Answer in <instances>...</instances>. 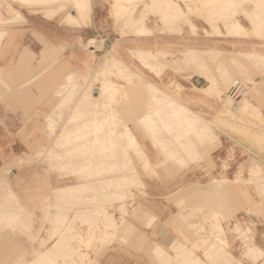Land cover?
I'll return each mask as SVG.
<instances>
[{
	"label": "crops",
	"instance_id": "1",
	"mask_svg": "<svg viewBox=\"0 0 264 264\" xmlns=\"http://www.w3.org/2000/svg\"><path fill=\"white\" fill-rule=\"evenodd\" d=\"M6 2L10 3L21 14V17L19 15L20 18L16 20L0 22V170L10 172L9 179L12 182V187L51 190L71 186L74 189L80 187L91 191L117 188L120 185V188L140 189V194L135 197L137 206L132 220L127 219L124 228L120 227L118 233L116 232V236L121 234V237L130 234V239L123 241L118 236L120 239L114 240L106 248L100 246L102 250L98 256V261L101 264H166L165 261L168 260V256L171 257L172 261L177 258L178 253L172 249L174 245H192L201 243L199 241L201 239L212 238L211 230L213 227L211 225L219 226L222 224L221 211L223 206L220 204L223 203V192L227 193L225 196L230 199V202L234 199L233 204L239 203L237 193L240 187L234 180L239 171L240 160L246 158L245 171L248 173L249 163L252 159L264 163V151L254 149L249 141L244 143L237 137H233L231 131L228 134V129L219 121L220 119L232 120L231 115L224 114L227 110L236 114L238 112L235 107L233 108L223 101L217 91L222 88V79L217 67H213L210 63L208 71L200 70L183 63L181 55L188 49L223 50L226 54H231L238 51L240 46L244 44H264V39L250 36L242 37L237 34L229 35L222 22L212 21L211 24L203 18L194 16L191 18L196 29L189 25H183L181 31L173 25L166 29L160 14L153 13L146 18V26L150 32L144 35L138 34L126 26V15L117 19L114 9L115 0H89V17L84 21L77 20V22L68 21V15H76L77 10L75 6L74 8L72 6L67 7V0H33L29 3L6 0ZM0 9L3 10L2 7ZM141 15L136 12L135 18L138 19ZM241 23L246 28H251L250 23L244 17L241 18ZM217 28L222 34H217ZM141 51L165 54L164 59L162 58L163 63L158 62L152 68L146 66L138 57V52ZM172 56H181L178 59L181 64L177 63ZM159 63L167 66H161ZM213 79L217 81L215 86ZM63 81L65 82L62 83ZM107 82L114 84L118 90L115 101L110 105L107 101L104 102L98 112L96 110L91 111L90 108L95 106L94 101L99 98L97 96L100 95L101 88L104 86L103 83ZM217 83L219 84L217 85ZM150 87L157 88L183 109L177 105L174 106L175 108L171 107L170 101H167L168 112H162L158 107L162 94L152 97ZM94 98L95 100H93ZM249 102L247 116L252 121V130L264 131V101L253 99ZM250 109L254 111L251 112ZM111 111L117 115L119 122L126 124L125 126L129 128L131 134L136 137L141 153L148 164H144V159L142 160L135 152L129 151L127 153L126 150L122 149L115 141V137L119 136L118 134H108V120L110 119L108 115ZM149 112L153 118L149 117ZM157 113H161V115ZM166 113H169L171 117L169 115L168 117L172 118L171 120L164 116H167ZM177 114L184 115L183 120L185 122L182 120L183 117L180 120ZM160 116H164V118ZM86 117H91L90 121H87ZM92 117L96 119L93 120ZM99 117L101 123L98 122ZM193 117L198 119L194 121ZM190 118L192 122L194 121V126ZM152 119L155 120L151 121ZM146 120H148L147 123H145ZM162 120L164 123L167 121V124L169 120V126L177 123L178 126H173L179 127L183 133H176L173 131L176 128L174 129L172 126L171 129L173 130H169L170 127L167 124H162ZM178 120L179 123L181 121L180 124L182 125L178 123ZM171 121L175 122L172 123ZM197 121H201L202 124L198 123V125ZM81 122H89L91 127L88 123L86 129L78 132L77 127ZM187 122L189 125L186 124ZM203 125H206L205 128L209 125V131L213 136H219L221 142L219 147L217 144L219 140L211 142L213 136L206 139L208 137H206ZM158 127H163L161 130L164 132L160 131ZM123 128L119 133H123ZM184 131L188 132L185 133ZM90 134L92 135L90 136ZM155 134L158 137L163 136L168 139L165 140L160 137L158 139ZM170 135H174L176 138L174 136L172 138ZM59 136H69L70 174L59 173L57 168L52 167L55 166L56 161L51 164L48 159L43 157L42 147L48 148ZM107 136H114V143L111 144ZM181 136L182 139L184 138L185 144H187L185 142L187 139V142H190L187 144L185 152L179 150L182 156L180 158L183 161L170 154L177 152L179 143L183 142L181 138L178 139ZM169 137H171L170 140ZM101 141L103 142L101 143ZM172 141L174 145H171L173 144ZM166 142H168L166 145L168 148H172V151L176 149V151L170 152L171 149L169 148V150L164 145ZM189 144H192L193 153ZM165 148L169 152L167 155ZM113 149L114 152H111L110 150L113 151ZM194 149L195 151H193ZM188 150L191 152L190 155L188 154L189 156L186 155ZM98 156H101L100 160ZM228 157H231L228 161L229 167L224 169L222 162ZM104 158H107L105 159L107 161ZM125 158L127 161L123 160ZM110 162L115 166L110 165ZM93 163H97V165H93ZM81 166L83 169L85 167L86 170H80ZM131 169L138 175L137 182L130 174L132 173ZM82 173H85V178L81 175ZM224 175L228 177L226 184H222ZM113 178L115 180L117 178L116 182ZM209 185L214 186V189L211 190L212 187ZM224 187L225 189L221 193V188ZM199 191L201 192L199 193ZM197 193L200 194L199 197ZM214 193L218 194L219 197ZM205 195H208L207 198L203 197ZM213 197L218 198L216 199L217 202ZM202 198L205 200L203 201ZM98 199L100 197H93L91 200V196L71 199V203L76 201L81 206H77L76 209L74 207L73 209L64 208V211L61 212L66 216L73 210L71 219L74 213H80L79 215L82 216L80 220L76 221L75 226L78 228L73 230L75 232L71 234V237H88L91 234V227H94L88 222L95 221L97 224L103 222V216H99L100 213L95 214V210L100 208L99 211L104 210L106 205H101L103 198L100 199L101 201ZM182 199L189 201L190 204ZM220 200L222 203H219ZM63 201L68 202V199H63ZM63 201H60L61 204L64 203ZM212 202L213 207L212 204L210 205ZM37 204L40 206L39 208H42L50 202L48 199L42 201V197H40ZM118 204L119 202L116 203V205ZM115 211L118 218L122 217L119 208ZM228 211L232 212L231 206ZM108 214L110 215V213ZM103 225L101 224L100 228H103ZM94 229L98 230L99 227L95 226ZM258 242L264 248V236L259 238ZM135 244L136 246H134ZM72 245L76 249L77 255H72L71 261H78L79 255L86 253L85 249L82 248V251L78 252V248H76L78 244L73 242ZM154 245L155 249H153ZM156 246L165 252L164 255L162 253V260L158 256L156 259V250L158 249ZM87 251L88 254L92 252ZM203 252V250L198 251L202 258H204ZM59 253L61 252L59 251ZM90 256L93 260L95 255L91 253Z\"/></svg>",
	"mask_w": 264,
	"mask_h": 264
},
{
	"label": "rangeland",
	"instance_id": "2",
	"mask_svg": "<svg viewBox=\"0 0 264 264\" xmlns=\"http://www.w3.org/2000/svg\"><path fill=\"white\" fill-rule=\"evenodd\" d=\"M2 1L3 0H0V2H1L0 6L1 7L3 5ZM67 1H68L67 7L70 8L72 6L74 8V6H75L77 13H80V15L77 16L76 19H74V22H77V20L78 21H82V20L84 21L89 17V13H90L89 0H77V1L67 0ZM263 1L257 2V0H252V2L250 4L244 5V6L240 4V0H235V2H228V1H224V2L223 1H217L215 3H206L205 2V3H202L203 7L198 8V10L195 11V13L192 12V14H191L190 10L187 13H190L194 17L203 18L204 20H206L208 23H211V24H212V21L213 22L216 21V23L222 22V24L224 26H226L225 28L227 29V34H229V35L237 34L239 36L242 35V36H250V37H254V38L264 39V2ZM180 2H177L175 0H153V1H150V0H115L114 9L116 12L115 14H116L117 19L120 17H124V15H126L127 16L126 21H125L126 26L132 30L134 29V31L136 30V32H138V34H140V30H148V31H146L147 34L150 32L148 27L146 26V18L151 13L160 14V17L163 18V21L165 23V27L167 29H169L173 25L175 27H178L179 31H181L182 26L185 24L179 25L176 23L179 11H181V6L179 4ZM3 3H4V1H3ZM5 3L7 5L9 4L10 11H9L8 6L7 7L5 6L7 8V10H5V13H1L2 16H3V14H5V16H3L1 18L2 20H16L17 18L21 17L20 12L15 10L11 6L10 3H7L6 0H5ZM78 6H79V8H78ZM245 6H247V7H245ZM3 7H4V5H3ZM4 8H2V9L4 10ZM185 8L187 9V7H185ZM6 12H7V14L12 12V14L6 16L7 15ZM136 12H138V15L142 14L138 19L135 18ZM14 14H15V16H12ZM19 15H20V17H19ZM169 15H171V16H169ZM70 17H72V16L70 15ZM243 17L245 19H247L248 22L250 23V25H251L250 29L246 28L242 23H240L241 18H243ZM3 18H5V19H3ZM238 19L240 20V22L236 23L235 20H238ZM138 26H140V27H138ZM189 26L192 27L193 29H196L195 23H192V25L189 24ZM136 27H137V29H136ZM217 34H219V35L222 34V32L220 31L219 28H217ZM141 52H143V51H141ZM141 52H138V55ZM233 53L226 54L224 51L220 52L218 50H212V52L208 53V56L209 55H214V56L219 55L221 58L217 61V66H216V64H212V65H213V67L215 65L217 67V70L219 71V74L220 75L222 74L223 75L222 77H224L223 79L221 78L222 79V88L217 90L219 95H221L222 100L226 101V98H227L226 97V90L228 89L230 82H232L233 80H235V81L240 80L244 84V86L247 88V93L245 95L241 91H237V93L235 95L234 103L232 102L233 107H237L239 103H242V101L245 99L244 97L248 98V100L245 101V104L248 106L250 104L249 101H252L253 99L256 101L257 100L264 101V44H248V45L244 44V45L240 46L239 50L236 51L235 54H233ZM147 54H148V51L143 52L144 56H146ZM181 56H183V54ZM181 56H172V58L177 63H180V61L178 59ZM228 56L229 57H241V58L238 59L239 61L235 60V61H237V63L235 61L231 62L230 60L226 62L224 60V58H226ZM162 58H164V57H162L161 54H157L155 59L152 61L154 63L158 64V62L162 61ZM202 59H203L202 61H200L199 63H196L193 67L196 66V68L204 69V70L208 71L210 67L207 66L206 61L203 57H202ZM244 61L246 62L245 64L240 63V62H244ZM112 62L115 63V61H112ZM229 64H230V67H229ZM114 65L116 66V64H114ZM188 66H190V65H188ZM238 67H240L241 69H239ZM240 70H241V73H240ZM232 73H235V74H232ZM226 78H227V81H226ZM104 85L106 87H104V88L102 87L101 90L102 89L107 90V88L108 89L111 88V90H112L110 93L108 92L106 94L108 96V98L106 96L105 100H104V102L107 101L108 105H110L111 103H113L115 101L116 96L118 94V90H117V88L110 87V82H107ZM149 90L151 92L152 97H156L157 94H163L162 95L163 98L161 97V99L158 102V107L161 111L166 112L167 111V103L166 102L170 101L168 96L165 95L164 93L160 92V90H158V89L156 90L155 87H150ZM109 95H115V99H113V100L109 99ZM165 100H167V101H165ZM174 104H175V102L171 99V102H170L171 107H174L173 106ZM177 106H179V105H177ZM180 109H183V108H181V106H180ZM250 111L253 112L254 110L250 109ZM237 112L239 113V111H237ZM251 117L253 118V115ZM115 120L118 121L117 118H115ZM246 123L247 122L244 121V123L241 122V124L240 123L239 124H233L232 127H235L236 129L241 130V131H245L246 129H248L250 127V125H247ZM118 124L119 123L117 122L116 123L117 127H118ZM232 133L234 135L233 137H237L239 140H241L238 133L233 132V131H232ZM228 134H230L229 130H228ZM257 136H262V139L264 142V131H260V133ZM174 137L176 138V136H174ZM214 140H217V141L219 140L218 141V147H219L221 144L219 136H217V137L213 136L211 139V142H213ZM75 148H77V147L75 146ZM45 150H47V152ZM42 151H43V157L45 154L44 158L48 159L51 164L54 161H56L55 166H52V165L51 166L53 168H57V170L60 171L59 173L70 174V172H71V165H70L71 152H70L69 136H59L58 139L53 141L51 146H49L48 148L42 147ZM230 159H231V157H228V158H225L223 160L222 165H223L224 169H227L229 167L228 161ZM246 163H247L246 158H243L242 160H240L239 171H238V174L236 175L235 180H234L240 187L238 190V193H237V200L239 201V203H237L238 207L236 204H233L234 199L231 200V202H230V199L226 198L225 193H224L223 196H225L226 199L223 200V205H224L223 209H224L225 213H223V211H222V214H225L226 217L224 215H222V217L223 216L224 217L222 218V224H219V226H215L213 224L211 225L213 227L211 230L212 238L201 239V240H199L201 243L192 244V245H188V244H186V245H182V244L174 245L172 249L178 253L179 257H177L176 260H174V261H172V260L168 261L167 264H172V263L173 264H193L196 261V259H198V258L199 259L196 261V263H199V264H204V263L205 264H264V248L258 242L259 238H262V236H264V193H263L264 189H262V186L264 187V181H262L264 178V163L258 161L257 159H252V161L249 163L250 166H249V172L248 173H246V171H245ZM81 169H83L82 166H81L80 170ZM83 170L85 171V167ZM75 172H77V171L75 170ZM0 173H1L0 174V181L4 177L8 180V183H7L8 187L5 184L0 185V202L2 201L3 203H6V204H3L1 202L2 205L0 204V237L2 238L4 235L3 239H0V245H1L0 246V264H33V263L34 264H53V263H55V264H61V263L62 264H101L98 261V256L100 255V252L102 250L101 248L102 247L106 248V246H108V244H111L114 240L120 239V237H118V236H115V238L110 239L111 241L109 240V238L106 240H103V241H100L98 239L97 240L94 239L95 235H97V236L102 235V233L106 229V225L105 224L103 225V222H101L100 224H97V222L94 223L95 221L93 223L92 222H88V223H90L91 226L94 225V227L98 226L99 227L98 230L94 229V227L92 226L91 230H90L91 234L87 238L86 237L82 238V236L72 238L70 236L73 233L72 230L76 229L75 228L76 226L74 224H76L77 220L81 219V215H79L80 216L79 217L76 213H74V215H77V216L73 217L74 219L73 218L71 219V217H72L71 213L73 210L70 213H68L66 216L61 214V211L64 210V207L65 208L70 207L69 209H71V208L73 209V207H74L76 209V207L80 206V204L78 205V203H76L75 201H74V203H71L72 201L71 202L69 201L70 197H68V202H64V204H60L61 203L60 199L63 200V199H66V197L61 198L57 194H53L50 198H48V201H50V204H48L47 206H43L42 208H39V209H34L29 202H26L25 199L21 200L20 201L21 203H18L15 195H17L18 198L21 197L23 199L25 197V190H27V189L13 188L12 182H10V179H9V175H10L9 171L0 170ZM223 178H224V180H223L222 184L228 183V181H227L228 177L226 175H224ZM257 179L260 180L261 182L257 181ZM253 180H256V183ZM249 181H251V182H249ZM259 184H260V186H259ZM258 187H259V189H257ZM112 189H114V188H112ZM122 189H125V188H122ZM30 190H39V189H30ZM102 190H104V189L87 191V193H85L84 198H86L89 194H91V195H89L91 197H100L101 198L102 197L101 195L106 197V198H104L105 203H101L102 206L106 205L104 207V209H106V215L104 214L103 219H104V221H106V219L108 217V213H110V216L112 217V219H114V222H115L116 227H117L115 232H117L120 227L124 228L125 222H126L125 220H127V219H129L130 221L132 220L134 213L136 212V206H137L135 197L137 194H140L139 192L141 190L128 188L127 193L125 194L123 199L117 200V199H110L109 198V201L107 198L109 197L108 194H112V193H108V192H112V191H109L111 189H108V190L105 189V190H107V193H106V191L103 192ZM114 190H116V188ZM259 191H261V192H259ZM8 192H9V194L11 193L10 194L11 196H9ZM102 192L104 194H102ZM12 195H13V198H12ZM39 195L41 197L42 191L39 192ZM96 195H98V196H96ZM12 199L13 200L16 199V200L13 201ZM11 200H12V202H11ZM42 201H44V199H42ZM110 201H112V203ZM225 201H227V202H225ZM101 202H103V201H101ZM117 202H119L118 205H116ZM7 203L9 205H7ZM129 203H131V204H129ZM132 203H134V204H132ZM12 205H13V207H12ZM121 205L123 206V208H121L122 207ZM3 206H5L6 208ZM8 206H10L11 209ZM16 206L18 207V209L16 210L17 212L14 210L17 208ZM230 206L232 208L231 213H230V211H228ZM118 208H119L120 212L122 213L121 214L122 217H120V218L117 217L116 211H115ZM3 209L4 210L7 209V210L4 211ZM57 210H59V211H57ZM1 211H2V213H1ZM7 211H9L8 212L9 214L6 213ZM12 211L14 213H11ZM95 212H96V210H95ZM4 214L10 219V221H9V219H7V217ZM53 216H54V218H53ZM99 216H102V214H100ZM105 217H106V219H105ZM50 219H52V222ZM71 220H73V221H71ZM49 224H50V226H49ZM101 224L103 225V228H100ZM14 225L16 226V229H14V231H13L12 227L14 228L15 227ZM69 225H70V227H69ZM65 227H67V228H65ZM6 229H8V230H6ZM3 231H5V233ZM67 231H70V232H67ZM10 232H12V233H10ZM2 233H4V234H2ZM65 233H66V235H65ZM67 235H69V236H67ZM128 236L129 235L123 236L122 240L127 241L128 239H130V236L129 237ZM62 238H63V240H62ZM78 238H80V239H78ZM225 238H227V241L223 240ZM5 239H6V241H5ZM73 239H74V241H73ZM86 239H89V240H86ZM41 240H43V241H41ZM73 242H76L78 244V247H79V249H77L78 252H81L82 248H84L85 252H86L84 255L80 254L79 260L75 261V262L69 261L72 254H74V255L76 254L75 253L76 250L75 251L73 250V249H75L74 246L72 245ZM78 242H80V243H78ZM109 242H111V243H109ZM64 243H66V244H64ZM82 243H83V245H82ZM100 243H101V245H100ZM211 244H212V246L213 245L214 246L213 247L210 246ZM178 245H179V247H178L179 249L177 248ZM255 245H257V247L261 248L263 250V252L259 250L260 252H257L258 254L256 253L255 256H249L248 255L249 249ZM54 246H55V248H54ZM100 246H102V247L100 248ZM21 247H22V249H21ZM48 248L55 249V251L50 254L51 257L53 256L52 260L51 259L42 260L41 258H39V256H38L39 252L44 251L45 249H48ZM175 248H176V250H175ZM180 249H182V251ZM57 250L60 251L61 253H57L58 252ZM87 250H90V251H92L91 253H94L95 256H94L93 260L90 256L91 253L88 254ZM179 250L181 251L180 252L181 254L178 252ZM200 250L204 251L203 252L204 258H202L200 256V254L198 253V251H200ZM236 250H237V252H235ZM11 251H12V254H11ZM20 251H21V253H17ZM158 251L160 252V254L159 253L157 254ZM161 253H162V251H160V248H158L156 250V256H158V255L162 256ZM187 253H189V255H191L190 257L188 255L189 258L187 256H185ZM9 255L11 256V258L14 256L13 259H11ZM15 256H16V258H15ZM161 256H158V257H160V259L162 260ZM185 257H187L188 260ZM62 258H63V260H62ZM182 259H184V260H182ZM178 261H180V263Z\"/></svg>",
	"mask_w": 264,
	"mask_h": 264
},
{
	"label": "bare ground",
	"instance_id": "3",
	"mask_svg": "<svg viewBox=\"0 0 264 264\" xmlns=\"http://www.w3.org/2000/svg\"><path fill=\"white\" fill-rule=\"evenodd\" d=\"M4 1V3H5V0H3ZM3 1H2V4L4 5V3H3ZM15 1H19V2H21V3H23V2H25L26 1V3H29V2H31V1H33V0H15ZM75 1H77V0H75ZM150 1H153V0H150ZM175 1H177V2H180L179 4H180V6H181V11H179V14H178V16H177V21H176V23L177 24H185V25H192V23H194L193 22V20H192V18L191 17H193L191 14H192V12H194L195 13V11H197L198 10V8H201V7H203V5H202V3H215V2H217V1H228V2H235V0H175ZM258 1H263V0H257V2ZM149 2V1H148ZM252 2V0H240V4L241 5H248V4H250ZM264 2V1H263ZM1 3V2H0ZM8 3V2H7ZM51 3V2H50ZM6 4V3H5ZM19 4V3H18ZM77 4V3H76ZM261 4V3H260ZM3 5H2V8H3ZM7 7L8 6V8H9V4L7 5H4V7ZM23 6V5H22ZM85 6V5H84ZM187 7V9L185 8V7ZM1 7V6H0ZM4 8V10H2L1 11V9H0V22H2V21H5V20H2L1 18L3 17V16H5V14H3V16H2V14L1 13H5V10H7V8ZM245 7H247V6H245ZM78 8H79V6H78ZM170 10V9H169ZM189 10L191 11V14L190 13H187V12H189ZM9 11H10V8H9ZM12 11V10H11ZM239 11V10H238ZM246 11V10H245ZM9 13V12H8ZM73 13V12H72ZM89 13V12H88ZM6 14H7V12H6ZM12 14V12H10L9 14H7L6 16H8V15H11ZM127 14V13H126ZM70 15L71 14H69L68 15V21L69 22H74V19H76L77 18V16H79L80 15V13H77V15H71L72 17H70ZM128 15V14H127ZM12 16H15V14L14 15H12ZM169 16H171V15H169ZM6 18V17H5ZM5 18H3V19H5ZM8 18V17H7ZM247 20V19H246ZM227 21V20H226ZM248 21V20H247ZM205 22V21H204ZM235 22L237 23V22H240V20L238 19V20H235ZM241 23V22H240ZM136 25V24H135ZM139 25V24H138ZM138 27H140V26H138ZM142 27V26H141ZM226 27V26H225ZM134 28V27H133ZM136 29H137V27H136ZM139 29V28H138ZM167 29V28H166ZM134 30V29H133ZM136 31V30H135ZM146 31H148V30H140V34H147V32ZM150 31V30H149ZM204 31V30H203ZM261 31V30H260ZM208 34H210V33H208ZM212 34H214V33H212ZM242 36V35H241ZM239 37V36H238ZM243 37V36H242ZM90 40V39H89ZM91 42V41H90ZM88 46V45H87ZM91 47H92V45H91ZM95 47V46H94ZM218 51H220V52H222L223 50H218ZM210 53V52H212V50H195V49H188V50H186L185 52H183V56H182V58H181V60H182V62L183 63H185V64H187V65H190V66H194L196 63H199L200 61H202L203 59H202V57L205 59V61H206V64H207V66L209 67V64L211 63V64H216V66H217V61L219 60V59H221L220 58V56L219 55H216V56H214V55H209L208 56V53ZM236 52H234L233 54H235ZM161 54V53H160ZM162 55V57H164L165 56V54H161ZM197 55V56H196ZM157 56V54H155V53H152V52H150V51H148V54L146 55V56H144L143 55V52H141V53H139V55H138V57H139V59L146 65V66H148V67H150V68H152L154 65H157V63H154L152 60H154L155 59V57ZM241 57H226V58H224V60L227 62V61H231V62H234L235 60H237V61H239L238 59H240ZM164 59V58H163ZM162 59V60H163ZM245 60V59H244ZM248 60V59H247ZM180 61V60H179ZM237 61H235L236 63H237ZM161 63H163V61H161ZM240 63H242V64H245L246 62L244 61V62H240ZM259 63V62H258ZM107 64H108V62H107ZM181 64V63H180ZM161 66H167V65H162V64H160ZM228 65V64H227ZM232 65V64H231ZM99 66V65H98ZM196 67V66H195ZM214 67H215V65H214ZM229 67H230V64H229ZM97 68V67H96ZM166 68V67H165ZM232 68V67H231ZM239 69H241L240 67H238ZM95 69V68H94ZM253 69V68H252ZM92 70V69H91ZM200 70H204V69H200ZM231 71V70H230ZM233 72V71H232ZM243 72V71H242ZM90 73V72H89ZM240 73H241V70H240ZM43 74V73H42ZM232 74H235V73H232ZM237 74V73H236ZM244 74V73H243ZM223 75L221 74L220 75V77L223 79L224 77H222ZM89 77V76H88ZM91 77V76H90ZM137 77V76H136ZM226 77V76H225ZM232 77V76H231ZM232 79V78H231ZM255 79V78H254ZM35 80V79H34ZM98 80V79H97ZM101 80V79H100ZM103 80V79H102ZM106 80V79H105ZM207 80V79H206ZM233 80V79H232ZM39 81H40V79H39ZM220 81V80H219ZM226 81H227V78H226ZM254 81V80H253ZM60 82V81H59ZM65 81H63L62 83H64ZM217 81L215 80H213V85L215 86V83H216ZM61 83V82H60ZM137 83H139V82H137ZM254 83V82H253ZM59 84V83H58ZM102 84V83H101ZM219 83H217V85H218ZM222 84V83H221ZM61 85H63V84H61ZM65 85V84H64ZM103 85H104V83H103ZM108 85V84H107ZM58 86H60V84L58 85ZM143 86V85H142ZM220 86V85H219ZM62 87V86H61ZM104 87H106L105 85L103 86V88ZM110 87H114V88H116L115 86H114V84H112L111 82H110ZM146 87V86H145ZM85 88V87H84ZM83 88V89H84ZM219 88V87H218ZM82 89V88H81ZM80 89V90H81ZM145 89V88H144ZM219 89H221V88H219ZM256 89V88H255ZM71 90V89H70ZM74 90V89H73ZM89 90V89H88ZM156 90H157V88H156ZM112 90H111V88L110 89H108L107 88V90L106 89H102L101 90V92H100V95L99 96H97V97H99V98H97L96 100H95V98L93 99V100H95L94 102H95V106H94V104H93V108L91 107L90 109H91V111L93 110H96L97 112H98V110H99V108H100V106H103L104 105V100H105V97L107 96L106 94L109 92H111ZM237 91H241L242 93H244L245 95H246V93H247V88L244 86V84L240 81V80H233L232 82H230V85L228 86V89L226 90V103L228 104V105H230L231 107L233 106V103H234V100H235V95H236V93H237ZM254 91V90H253ZM258 91V90H257ZM69 92V91H68ZM83 92V91H82ZM161 92V91H160ZM222 93V92H221ZM81 94V93H80ZM91 94V93H90ZM241 94V93H240ZM163 95V94H162ZM252 95V94H251ZM242 96V95H241ZM167 97V96H166ZM75 98V97H74ZM85 98H86V96H85ZM107 98H108V96H107ZM163 98V97H162ZM245 99L242 101V103H239L238 104V106L237 107H235L236 109L235 110H237V111H239V113L238 114H236V113H234L233 111H231V110H227V111H225V113L224 114H228V115H231L232 116V120H219V121H221V123H223V126L226 128V129H228L229 131H233V132H236V133H238L239 134V136H240V138H241V140H242V142L244 141L245 143H247L248 141L250 142V144L254 147V149L255 148H257V149H259V150H262V151H264V142H263V139H262V136H257L259 133H260V131L259 132H256V131H253L252 130V128H251V126H252V121L248 118V116H247V112H248V105H246L245 104V101L246 100H248V98H246V97H244ZM109 99H111V100H113V99H115V95H109ZM62 100H63V98H62ZM66 100V99H65ZM169 100V99H168ZM241 100V99H240ZM162 101V100H161ZM160 101V102H161ZM165 101H167V100H165ZM170 102H171V99H170ZM233 102V103H232ZM167 103V102H166ZM226 104V105H227ZM64 105V104H63ZM175 105H177V104H174L173 106H175ZM171 106V105H170ZM229 106V107H230ZM73 107V106H72ZM87 107V106H86ZM126 107V106H125ZM129 107V106H128ZM178 107H180V105L178 106ZM127 108V107H126ZM175 108V107H174ZM182 108V107H181ZM234 108V107H233ZM120 109V108H119ZM77 111H79V110H77ZM88 111H89V109H88ZM120 111V110H119ZM126 111V110H125ZM70 112V111H69ZM85 112V111H84ZM90 112V111H89ZM97 112H96V114H97ZM101 112V111H100ZM121 112V111H120ZM154 112H156L155 110H154ZM163 112V111H162ZM168 112V111H167ZM173 112V111H172ZM171 112V113H172ZM170 113V112H169ZM169 113L167 114V116L166 115H164L165 117H167V118H169V117H171L170 115H169ZM175 113V112H174ZM90 114V113H89ZM92 114V113H91ZM149 117L151 116V113L149 112ZM157 114H159V113H157ZM180 114V113H179ZM182 114H184V112H182ZM182 114L181 115H178L177 114V116H178V118L181 120V118H182V120L184 119V115L182 116ZM222 114V113H221ZM95 115V114H94ZM94 115H93V117H94ZM125 115V114H124ZM132 115V114H131ZM155 115V114H154ZM159 115H161V113L159 114ZM163 115V114H162ZM168 115H169V117H168ZM251 116H252V113L250 114ZM88 116H90V115H88ZM109 117H110V119L108 120V128H109V133L108 134H110V135H119V136H116L115 137V141L119 144V146L122 148V149H124V150H126V152L128 153L129 151H133V152H135L136 154H138L139 155V157H141L142 158V160H143V162H144V164H148V161L143 157V155H142V153H141V149H140V147H139V144L137 143V140H136V137L135 136H133L132 134H131V132L129 131V128L127 127V126H125L124 124H121L120 122H119V120L118 121H116L115 120V118H117V115L113 112V111H111L110 113H109V115H108ZM122 116V115H121ZM130 116V115H129ZM158 116V115H157ZM164 116H160V117H162V118H164ZM175 116V115H174ZM191 116H193V115H191ZM67 117V116H66ZM92 117V118H93ZM101 117H102V115H101ZM196 117V116H195ZM83 118V117H82ZM87 118V117H86ZM91 118V117H90ZM90 118H87V121H90ZM131 118V117H130ZM151 118H153V116H151ZM162 118H160V119H162ZM176 118V117H175ZM58 119H59V117H58ZM96 119V118H95ZM94 118H93V120H95ZM107 119V118H106ZM149 119V118H148ZM170 119V118H169ZM172 119V118H171ZM170 119V120H171ZM177 119V118H176ZM193 119H194V121L196 120V119H198V118H194L193 117ZM218 119V118H217ZM216 119V120H217ZM60 120V119H59ZM103 120V119H102ZM132 120V119H131ZM150 120V119H149ZM155 120V119H154ZM153 119L151 120V121H154ZM187 120H188V118H187ZM186 120V121H187ZM190 120H191V118H190ZM189 120V121H190ZM200 120V119H199ZM58 121V120H57ZM76 121V120H75ZM97 121H98V118H97ZM107 121V120H106ZM163 121V120H162ZM166 121V120H165ZM184 121V120H183ZM188 121V122H189ZM194 121L192 122V120H191V122H192V125L194 126ZM218 121V120H217ZM223 121V122H222ZM244 121H246L247 123V125H250V127L248 128V129H246L245 131H241V130H238V129H236L235 127H232V125L233 124H241V122L242 123H244ZM51 122V121H50ZM60 122V121H59ZM58 122V123H59ZM95 122V121H94ZM98 122H100L101 123V119H100V117H99V121ZM119 123L118 124V127L116 126V123ZM148 122V120H146L145 121V123H147ZM156 122V121H155ZM154 122V123H155ZM167 122V121H166ZM164 123V121H163V123L162 124H167V123ZM169 120H168V124H169ZM172 122V121H171ZM173 122H175V121H173ZM172 122V123H173ZM185 122V121H184ZM186 123V124H188L189 125V123ZM209 122V121H208ZM77 123H78V121H77ZM89 123V122H88ZM87 122L85 123V122H83V123H80V125L77 127V129H78V132H82L84 129H86V127H87V124H88ZM157 124H158V122H156ZM155 123V124H156ZM178 123H179V120H178ZM180 123H181V121H180ZM179 123V124H180ZM196 123V122H195ZM200 124L201 123V121L200 122H198L197 121V124ZM217 123V122H216ZM220 123V122H219ZM90 124V123H89ZM95 124V123H94ZM96 124H97V122H96ZM103 124V123H102ZM154 124V125H155ZM167 124V125H168ZM171 124V123H170ZM191 124V123H190ZM198 124V125H199ZM202 124V123H201ZM203 124H205L204 122H203ZM211 124V123H210ZM98 125V124H97ZM104 125V124H103ZM173 125H174V123H173ZM173 125H168L169 127H170V129L169 130H173V129H171V126H172V128L175 126V125H177V123H175V125L173 126ZM180 125H182V124H180ZM196 125V124H195ZM212 125V124H211ZM218 125V124H217ZM55 126V125H54ZM168 126H166V127H168ZM178 126V125H177ZM174 127V129L175 130H173V131H176V133L177 132H179V134H182L183 132H181L180 130L181 129H179V127ZM201 127H202V125H200ZM199 126V127H200ZM204 126V125H203ZM206 126V125H205ZM205 126H204V132L206 133V137H208V138H206L205 136H204V134H202L206 139H210L213 135H212V133L209 131L210 130V127H209V125H207V127L205 128ZM221 126V125H220ZM58 127V126H57ZM61 127H62V125H61ZM90 127H91V124H90ZM99 127H101V126H99ZM125 129H124V128ZM153 127V126H152ZM155 127H157V126H155ZM161 127V126H160ZM160 127H158V128H160ZM186 127H187V125H186ZM190 127V126H189ZM198 127V126H197ZM197 127H195V129H197ZM104 128L106 129V127L104 126ZM121 128H123V133L121 134V133H119V131L121 130ZM163 128V127H162ZM162 128H160V131H162L163 129ZM179 130H178V129ZM185 128V127H184ZM188 128V127H187ZM192 128H194V127H192ZM191 128V129H192ZM100 129V128H99ZM98 129V130H99ZM103 129V128H102ZM157 129V128H156ZM162 129V130H161ZM191 129H188V130H191ZM201 129V130H202ZM218 129V128H217ZM224 129V128H223ZM101 130V129H100ZM166 130H167V128H166ZM185 130H187V129H185ZM194 129H192V131H193ZM201 130H200V132H201ZM260 130V129H259ZM59 131V130H58ZM71 131V130H70ZM102 131V130H101ZM159 131V133H161ZM197 131V130H196ZM211 131L213 132V130L211 129ZM87 132H88V130H87ZM95 132V131H94ZM104 132V131H103ZM106 132H108V131H106ZM156 132L158 133V129L156 130ZM162 132H164V131H162ZM169 132V131H168ZM181 132V133H180ZM185 133H187L186 131H184ZM191 132V131H190ZM193 132H195V130L193 131ZM197 132H199V131H197ZM85 133V132H84ZM89 133H91V132H89ZM99 134H101L100 132H98ZM176 133H175V135H176ZM192 133V132H191ZM196 133V132H195ZM194 133V134H195ZM107 134V135H108ZM163 134H165V133H163ZM172 134V133H171ZM174 134V133H173ZM84 135V134H83ZM89 135V134H88ZM88 135H86V136H88ZM92 134H90V136H91ZM95 135V134H94ZM105 135H106V133H105ZM166 135V134H165ZM187 135V134H186ZM89 136V137H90ZM99 136V135H98ZM97 136V137H98ZM169 136V135H168ZM171 136V135H170ZM172 136H174V135H172ZM171 136V137H172ZM177 136H180V135H178L177 134ZM184 136V135H183ZM195 136V135H194ZM199 136V135H198ZM108 138L107 139H110V143L112 144V143H114V136H107ZM155 137L157 138L158 136H156V134H155ZM154 137V138H155ZM160 137V136H159ZM159 137H158V139H159ZM171 137H169V140H170V138ZM186 137V136H185ZM191 137V136H190ZM77 138V137H76ZM76 138H74V139H76ZM88 138V137H87ZM92 138H93V140H94V137L92 136ZM96 138V137H95ZM155 138V139H156ZM160 138H164L163 136L162 137H160ZM166 138H167V136H166ZM173 138V137H172ZM179 138H181V140H183L182 139V136L181 137H178V139ZM236 138V137H235ZM165 139V138H164ZM168 139V138H167ZM167 139H165V140H167ZM177 139V140H178ZM187 139V138H186ZM190 139V138H189ZM102 140V139H101ZM161 140H163V139H161ZM180 140V139H179ZM188 140V139H187ZM187 140L185 141L187 144L188 143H190L189 141L187 142ZM233 140V139H232ZM95 141V140H94ZM156 141H158L157 139H156ZM210 141V140H209ZM96 142V141H95ZM103 141H101V143H102ZM163 142V141H162ZM165 142V141H164ZM171 142V141H170ZM192 142V141H191ZM100 143V144H101ZM110 143H109V145H110ZM116 143V144H117ZM159 143V142H158ZM167 143L168 142H166V144L164 143V145L166 146L167 145ZM172 143H173V141H172ZM237 143V142H236ZM87 144H89V143H87ZM95 144V143H94ZM160 144V143H159ZM163 144V143H162ZM187 144H185L184 143V140H183V142H181V143H179V145H178V150H177V152L175 153L174 151H176V149L174 150V151H172V148H170L171 149V151L170 152H174V153H170V154H173L174 155V158H175V156H177V157H179V160L181 159V161H183V159L182 158H180V156H181V153L179 152V150H182V151H184L185 152V149L187 150V148H186V145ZM218 144V143H217ZM216 144V145H217ZM243 144V143H242ZM249 144V145H250ZM170 145V144H169ZM171 145H174V143L173 144H171ZM197 145V144H196ZM211 145V144H210ZM209 145V146H210ZM239 145H240V143H239ZM65 146V145H64ZM83 146V145H82ZM90 146V145H89ZM97 146V145H96ZM188 146V145H187ZM189 146H190V149H191V152H192V148H191V146H192V144H189ZM198 146V145H197ZM214 146H215V144H214ZM213 146V147H214ZM246 146V145H245ZM248 146V145H247ZM84 147H85V145H84ZM116 147V146H115ZM162 147V146H161ZM167 148H168V146H166ZM171 147H173V146H171ZM243 147V146H242ZM252 147V148H253ZM92 148V147H91ZM95 148V147H94ZM109 148H111V147H109ZM167 148H165V150L167 151L166 152V155H167V153L169 154V152H168V150H167ZM168 148V149H169ZM175 148H177V147H175ZM189 148V147H188ZM212 148V147H211ZM245 148V147H244ZM102 149V148H101ZM100 149V150H101ZM163 149V148H162ZM169 149V150H170ZM94 150V149H93ZM103 151H104V149H102ZM199 150V149H198ZM246 150H247V147H246ZM111 152H114V149H113V151L112 150H110ZM189 151V150H188ZM193 151H195V149L193 150ZM251 151V150H250ZM46 152H47V150H46ZM50 152V151H49ZM126 152H124L125 154H126ZM190 151L189 152H187V154L186 155H190V153H191ZM252 152V151H251ZM256 152V151H255ZM56 153V152H55ZM96 153V152H95ZM164 153V152H163ZM180 153V155H178ZM193 153V152H192ZM54 154V153H53ZM108 154V153H107ZM112 154V153H111ZM196 154V153H195ZM109 155V154H108ZM113 155V154H112ZM172 155V156H173ZM183 155V154H182ZM188 155V156H189ZM192 155V154H191ZM254 155V154H253ZM81 156V155H80ZM90 156V155H89ZM102 156H104L103 154H102ZM110 156V155H109ZM115 156H116V153H115ZM117 156H118V153H117ZM123 156H125V155H123ZM122 156V157H123ZM184 156H185V153H184ZM187 156V157H188ZM257 156V155H256ZM44 157H45V154H44ZM84 157V156H83ZM82 157V158H83ZM99 157V156H98ZM106 157V156H105ZM126 157H128V156H126ZM182 157V156H181ZM193 157V155L191 156V158ZM263 157V156H262ZM49 158V157H48ZM55 158V157H54ZM100 158H101V156L99 157V160H100ZM109 158V157H108ZM112 158H113V156H112ZM129 158V157H128ZM81 159V158H80ZM105 159H107V158H104V160ZM193 159V158H192ZM191 159V160H192ZM99 160H97V161H99ZM109 160V159H108ZM112 160V159H111ZM110 160V161H111ZM117 160V159H116ZM119 160V159H118ZM123 160H126V158L125 159H123ZM176 160H177V158H176ZM196 160V159H195ZM261 160V159H260ZM40 161V160H39ZM82 161V160H81ZM93 161V160H92ZM105 161H107V160H105ZM127 161V160H126ZM96 162V161H95ZM117 162H119V161H117ZM116 162V163H117ZM131 162V161H130ZM180 162V161H179ZM74 163V162H73ZM85 163V162H84ZM115 163V164H116ZM75 164H78V163H75ZM94 164H96L97 165V163H93V165ZM113 165V163H111L110 162V165ZM128 164H129V162H128ZM184 164H185V161H184ZM261 164V163H260ZM126 165V164H125ZM130 165H131V163H130ZM133 165V164H132ZM172 165V164H171ZM9 166V165H8ZM12 166V165H11ZM85 166V165H84ZM102 166H104V165H102ZM113 166H115V165H113ZM129 166V165H128ZM107 167H109V166H107ZM259 167V166H258ZM95 168V167H94ZM100 168V167H99ZM116 168V167H115ZM122 168H124V167H122ZM110 169V168H109ZM86 170V169H85ZM97 170V169H96ZM77 171V170H76ZM102 171V170H101ZM118 171H119V168H118ZM130 171V170H129ZM63 172V171H62ZM66 172V171H65ZM111 172V171H110ZM126 172V171H125ZM131 172L132 173H130L131 174V176H133L134 178H135V181L137 182V180H138V175L134 172V170L133 169H131ZM95 173V172H94ZM106 173V172H105ZM116 173V172H115ZM1 174V173H0ZM95 174H97V173H95ZM15 175V174H14ZM84 178H85V173H82L81 174ZM91 175H92V173H91ZM90 175V176H91ZM81 176V178H83ZM102 176H103V174H102ZM130 176V175H129ZM92 177V176H91ZM94 177H96L95 175H94ZM118 177V176H117ZM122 177H123V175H122ZM128 177V176H127ZM119 178V177H118ZM121 178V177H120ZM98 179V178H97ZM114 179V181L116 182V180H117V178H116V180H115V178H113ZM126 179V178H125ZM255 179V178H254ZM260 179V178H259ZM90 180H91V178H90ZM95 180H96V178H95ZM109 181H110V179H108ZM112 180V179H111ZM262 180V179H261ZM108 181V182H109ZM114 181L112 180V182L114 183ZM237 181V180H236ZM253 181H255V183H256V180H253ZM252 181V182H253ZM257 181H260V180H258L257 179ZM262 181H264V178H263V180ZM94 182V181H93ZM100 182V181H99ZM124 182V181H123ZM134 182V181H133ZM248 182V181H247ZM249 182H251V181H249ZM261 182V181H260ZM7 183H8V180L4 177V178H2L1 179V181H0V185L1 184H5L6 186H7ZM103 184H105L104 182H102ZM258 183V182H257ZM99 184V183H98ZM124 184V183H123ZM138 184V183H137ZM110 185V184H109ZM213 185H215V184H213ZM98 186V185H97ZM96 186V187H97ZM120 185H118V187L116 188V190H114V189H111V190H109V191H112V192H108V193H112V194H108L109 195V197H110V199H117V200H120V199H123L124 198V196H125V194L127 193V189H122V188H120L119 187ZM132 186V185H131ZM209 186H211V185H209ZM218 186H219V184H218ZM256 186V185H255ZM259 186H260V184H259ZM8 187V186H7ZM98 187H100V186H98ZM104 187V186H103ZM124 187V186H123ZM212 187V186H211ZM210 187V188H211ZM88 188V187H87ZM94 188V187H93ZM108 188V187H107ZM115 188V187H114ZM194 188V187H193ZM205 188V187H204ZM206 188H208V186H206ZM219 188V187H218ZM89 189V188H88ZM214 189V186L212 187V189L211 190H213ZM223 189V190H222ZM224 189H225V187L224 188H221V193H222V191H224ZM257 189H259V187L257 188ZM256 189V190H257ZM262 189H264V187L262 186ZM97 190V189H96ZM108 190V189H107ZM107 190H102L103 192L104 191H106V193H107ZM114 190V191H113ZM205 190H207V189H205ZM216 190V189H215ZM261 190V189H260ZM40 191H42V195H41V197H42V199H48L50 196H52L53 194H57L58 196H60L61 198L62 197H66L67 199H68V197H70V199H69V201L71 200V199H74V198H78V197H82V196H84L85 197V193H87V191L88 190H86V188H78V187H76V189H74L73 187H71V186H66V187H63V188H59V189H51V190H30V189H27V190H25V197L22 199L21 197H19L18 198V196L17 195H15V197H16V199H17V201H18V203H21L20 201L21 200H26V202H31V206L34 208V209H39V205L37 204V202H38V200H39V197H40V195H39V192ZM202 191V190H201ZM201 191H199V193L201 192ZM208 191L209 192H211L209 189H208ZM102 192V194H104ZM204 192V191H203ZM214 192H216V191H214ZM259 192H261V191H259ZM263 192V191H262ZM205 193V192H204ZM208 193V192H207ZM212 193H213V191H212ZM223 193H225V192H223ZM264 193V192H263ZM8 194H9V192H8ZM11 194V193H10ZM9 194V196H11ZM95 194V193H94ZM93 194V195H94ZM198 194V193H197ZM214 194H216V193H214ZM220 194V193H219ZM227 194V193H226ZM225 194V195H226ZM260 194V193H259ZM89 195H91V194H89ZM88 195V196H89ZM92 195V196H93ZM99 195V194H98ZM98 195H96V196H98ZM107 195V196H108ZM193 195V194H192ZM199 195L200 194H198V197H199ZM201 195H203L202 193H201ZM216 195H218V194H216ZM221 195H223V194H221ZM220 195V196H221ZM102 197H103V199H102V197L100 198V199H102L103 200V202L102 203H105L104 201H105V199L104 198H106V197H104L103 195H101ZM127 196V195H126ZM195 196V195H194ZM208 196V195H207ZM207 196L205 195V196H203V197H206L207 198ZM212 196H214V195H212ZM108 197V198H109ZM189 197V196H188ZM196 197H197V195H196ZM197 197V198H198ZM218 197H219V195H218ZM12 198H13V195H12ZM92 198L93 197H91V200H92ZM95 198V197H94ZM107 198V199H108ZM187 198V197H186ZM185 198V199H186ZM209 198H210V195H209ZM213 198H215V197H213ZM212 198V199H213ZM222 198V197H221ZM228 198V197H227ZM16 199H14V200H16ZM90 199V198H89ZM97 199V198H96ZM100 199H98L99 201H101ZM185 199H182V200H185ZM216 199H218V198H215V200ZM223 200H225L226 198H225V196L222 198ZM221 199V200H222ZM13 200V199H12ZM12 200H11V202H12ZM13 200V201H14ZM95 200V199H94ZM202 200H203V198H202ZM205 200V199H204ZM203 200V201H204ZM214 199H213V201H215ZM220 200V201H221ZM222 200V201H223ZM228 200V199H227ZM233 200V199H232ZM60 201H61V199H60ZM63 201V200H62ZM85 201H88V200H85ZM98 201V202H99ZM107 201V200H106ZM109 201V200H108ZM107 201V202H108ZM186 201V200H185ZM199 201V200H198ZM222 201L221 202H219V203H222ZM2 202V201H1ZM1 202H0V204H1ZM33 202H34V204H33ZM50 202V201H49ZM64 202V201H63ZM76 202V201H75ZM93 202H95V201H93ZM111 203H112V201H110ZM109 202V203H110ZM200 203H201V201H199ZM206 202V201H205ZM205 202H202V203H204V204H206ZM211 202V201H210ZM216 202H217V200H216ZM225 202H227V201H225ZM3 203V202H2ZM86 203V202H85ZM96 203V202H95ZM95 203H93V204H95ZM186 203H189V201L187 202L186 201ZM186 203H184V204H186ZM199 203V204H200ZM207 203H209V202H207ZM3 204H6V203H3ZM61 204V203H60ZM64 204V203H63ZM79 204V203H78ZM89 204V203H88ZM99 204V203H98ZM190 204V203H189ZM196 204V203H195ZM212 204V207H213V202L212 203H210V205ZM2 205V204H1ZM7 205H9L8 203H7ZM91 205V204H90ZM102 205V204H101ZM203 205V204H202ZM209 205V206H210ZM229 205V204H228ZM236 205H237V203H236ZM58 206V205H57ZM61 206V205H60ZM64 206V205H63ZM81 206V205H80ZM82 206H84V205H82ZM93 206V205H92ZM122 206V205H121ZM185 206V205H184ZM189 206V205H188ZM191 206V205H190ZM206 206V205H205ZM208 206V207H209ZM216 206V204L214 205V207ZM220 206H224L223 205V203H222V205L220 204ZM3 207H5V206H3ZM8 207H10V206H8ZM12 207H13V205H12ZM17 207V206H16ZM43 207V206H42ZM49 207V206H48ZM193 207V206H192ZM207 207V206H206ZM237 207H238V205H237ZM6 208V207H5ZM52 208V207H51ZM65 208V207H64ZM70 208V207H69ZM110 208V207H109ZM112 208V207H111ZM121 208H123V206L121 207ZM182 208V207H181ZM183 208H185V207H183ZM210 208V207H209ZM10 209H11V207H10ZM14 209V208H13ZM18 209V207L16 208V209H14L15 211ZM101 209V208H100ZM99 209V210H100ZM216 209V208H215ZM223 209V208H222ZM4 210V209H3ZM5 210H7V209H5ZM4 210V211H5ZM9 210V209H8ZM90 210H92V209H90ZM96 211L97 213H100V214H102V216L104 217V214L106 215V209H104V210H102V211ZM211 210H213V209H211ZM57 211H59V210H57ZM64 211V210H63ZM63 211H61V212H63ZM66 211V210H65ZM84 211V210H83ZM86 211V210H85ZM223 211V213H225V211H224V209L222 210ZM221 211V212H222ZM9 211H7L6 213H8ZM17 212V211H16ZM68 212V211H67ZM90 212V211H89ZM96 212H95V214H96ZM126 212V211H125ZM227 212V211H226ZM1 213H2V211H1ZM4 213V212H3ZM11 213H14L13 211L11 212ZM217 213V212H216ZM220 213V212H219ZM9 214V213H8ZM66 214V213H65ZM80 214V213H79ZM79 214H77L78 216H79ZM94 214V215H95ZM138 214V213H137ZM5 215V214H4ZM54 215V214H53ZM77 215H74L73 217H75V216H77ZM140 215V214H139ZM221 215H224L225 216V214H221ZM220 215V216H221ZM6 216V215H5ZM9 216V215H8ZM83 216H84V214H83ZM113 216V215H112ZM223 216V217H224ZM7 217V216H6ZM80 217V216H79ZM78 217V218H79ZM85 217V216H84ZM87 217H88V215H87ZM97 217V216H96ZM107 217V216H106ZM106 217H105V219H106ZM149 217V216H148ZM222 217V216H221ZM222 217V218H223ZM226 217V216H225ZM52 218V217H51ZM53 218H54V216H53ZM52 218V219H53ZM57 218V217H56ZM81 218H82V216H81ZM94 218H95V216H94ZM99 218V217H98ZM144 218V217H143ZM7 219H9L8 217H7ZM52 219H50L51 220V222H52ZM87 219V218H86ZM96 219V218H95ZM58 220V219H57ZM178 220H180V219H178ZM8 221V220H7ZM9 221H10V219H9ZM71 221H73V220H71ZM88 221V220H87ZM92 221V220H91ZM126 221V220H125ZM177 221V220H176ZM50 222V223H51ZM90 222V221H89ZM122 222V221H121ZM141 222V221H140ZM61 223V222H60ZM71 223V222H70ZM93 223V222H92ZM95 223V222H94ZM103 223L106 225V229H105V231L102 233V235H95V238L94 239H98V240H100V241H103V240H106V239H108L109 238V240L110 239H112V238H115V236H116V224H115V222H114V219H112V217L108 214V217H107V219H106V221H104L103 220ZM146 223H147V220H146ZM145 223V224H146ZM174 223H176V222H174ZM52 224V223H51ZM124 224V223H123ZM75 225V224H74ZM97 225V224H96ZM13 226V225H12ZM15 226V225H14ZM49 226H50V224H49ZM81 226H82V224H81ZM121 226V225H120ZM127 227L129 226L128 224L126 225ZM132 226V225H131ZM69 227H70V225H69ZM77 227V226H76ZM75 227V228H76ZM133 227V226H132ZM67 228V227H66ZM78 228V227H77ZM76 228V229H77ZM89 228V227H88ZM11 229V228H10ZM14 229H16V226L13 228L12 227V230L14 231ZM183 229V228H182ZM6 230H8V229H6ZM5 230V231H6ZM18 230V229H17ZM49 230V229H48ZM187 230V229H186ZM5 231H3L4 233H5ZM47 231V230H46ZM73 231V230H72ZM80 231V230H79ZM119 231V230H118ZM124 231H125V229H124ZM135 231V230H134ZM133 231V232H134ZM16 232V231H15ZM67 232H70V231H67ZM73 232H75V231H73ZM77 232V231H76ZM132 232V233H133ZM167 232V231H166ZM4 233H2V234H4ZM10 233H12V232H10ZM48 233V232H47ZM79 233V232H78ZM94 233V232H93ZM118 233V232H117ZM122 233H123V231H122ZM168 233V232H167ZM1 234V235H2ZM17 234V233H16ZM64 234V233H63ZM87 234V233H86ZM88 234H90V233H88ZM120 234V233H119ZM14 235V234H13ZM65 235H66V233H65ZM81 235V234H80ZM121 235V234H120ZM120 235H118V236H120ZM6 236V235H5ZM67 236H69V235H67ZM71 236V235H70ZM73 236V235H72ZM79 236V235H78ZM123 236V235H122ZM129 236H130V234H129ZM128 236V237H129ZM3 237H4V235H3ZM3 237L1 238L0 237V239H3ZM7 237V236H6ZM62 237V236H61ZM65 237V236H64ZM63 237V238H64ZM75 237V236H74ZM74 237H72V238H74ZM81 237V236H80ZM121 237V236H120ZM141 237H142V235H141ZM8 238V237H7ZM63 238H62V240H63ZM83 238V237H82ZM87 238V237H86ZM91 238V237H90ZM89 238V239H90ZM122 238V237H121ZM140 238V237H139ZM65 239V238H64ZM78 239H80V238H78ZM89 239H86V240H89ZM143 239V238H142ZM85 240V241H86ZM118 240V239H117ZM174 240H176L175 238H174ZM224 241H227V238H225V239H223ZM5 241H6V239H5ZM4 241V242H5ZM41 241H43V240H41ZM73 241H74V239H73ZM79 241V240H78ZM111 241V240H110ZM137 241V240H136ZM46 242V241H45ZM83 242V241H82ZM2 243V242H1ZM44 243V242H43ZM57 243V242H56ZM78 243H80V242H78ZM109 243H111V242H109ZM141 243H143L142 241H141ZM173 243V242H172ZM171 243V244H172ZM179 243H181V242H179ZM64 244H66V243H64ZM63 244V245H64ZM68 244V243H67ZM70 244V243H69ZM88 244V243H87ZM107 244V243H106ZM82 245H83V243H82ZM109 245V244H108ZM173 245V244H172ZM180 245V244H179ZM179 245L177 246V248L179 247ZM1 246V245H0ZM19 246V245H18ZM75 246H77V245H75ZM134 246H136V244L134 245ZM210 246H212V244L210 245ZM214 246V245H213ZM212 246V247H213ZM64 247V246H63ZM172 247V246H171ZM183 247V246H182ZM54 248H55V246H54ZM78 249H79V247H77ZM153 248V247H152ZM156 248H158V246H156ZM21 249H22V247H21ZM53 248H48V249H45L44 251H41V252H39V254H38V256H39V258H41L42 260H48V259H51L52 260V257H51V253H53L54 251H55V249H53ZM68 249V248H67ZM66 249V250H67ZM153 249H155V245H154V248ZM179 249V248H178ZM177 249V250H178ZM184 249V248H183ZM16 250V249H15ZM70 250V249H69ZM74 251L76 250V249H73ZM72 250V251H73ZM162 249L160 248V251H161ZM175 250H176V248H175ZM181 251H182V249H180ZM262 251L263 252V250L261 249V248H259V247H257V245H255V246H253V247H251L250 249H249V251H248V255L249 256H255L256 255V253L257 252H260V251ZM58 251V250H57ZM153 251V250H152ZM152 251L150 252V254L152 253ZM180 251V252H181ZM23 252V251H22ZM179 252V251H178ZM179 252V253H180ZM216 252V251H215ZM15 253V252H14ZM17 253H21V251L20 252H17ZM16 253V254H17ZM58 253H59V251H58ZM66 253V252H65ZM75 253H76V251H75ZM78 253V252H77ZM153 253H154V251H153ZM160 254V252L158 251L157 252V254ZM163 253V255L165 254V252H162ZM161 253V254H162ZM190 253V252H189ZM189 253H187L185 256H187L188 257V255H189ZM11 254H12V251H11ZM81 254H83V253H81ZM191 254V253H190ZM258 254V253H257ZM66 255V254H65ZM72 255H74V254H72ZM77 255V254H76ZM153 255V254H152ZM192 255V254H191ZM191 255H189V257L191 256ZM10 256V255H9ZM62 256V255H61ZM158 256H161V255H158ZM217 256V255H216ZM14 257V256H13ZM13 257L11 258V256H10V258L11 259H13ZM154 257V256H153ZM162 257V256H161ZM177 257H179V255L177 256ZM187 257H185V258H187ZM188 257V258H189ZM8 258V257H7ZM15 258H16V256H15ZM155 258V257H154ZM158 257L156 256V259H157ZM168 258V260H166L165 262H166V264L168 263V261L169 260H171V257H167ZM184 258V259H185ZM188 258H187V260H188ZM255 258V257H254ZM59 259V258H58ZM71 259L72 258H70V260L69 261H71ZM184 259H182V260H184ZM196 259V258H195ZM199 259V258H198ZM198 259H196V261L198 260ZM62 260H63V258H62ZM181 260V259H180ZM191 260V259H190ZM214 260V259H213ZM159 261V260H158ZM186 261V260H185ZM196 261L193 263V264H195L196 263ZM8 262V261H7ZM65 262V261H64ZM73 262H75L74 260H73ZM179 263H180V261H178ZM200 262V261H199ZM6 263V262H5ZM84 263V262H83ZM89 263V262H88ZM204 263V262H203ZM34 264V263H33ZM53 264H55V263H53ZM62 264V263H61ZM196 264H199V263H196ZM205 264V263H204Z\"/></svg>",
	"mask_w": 264,
	"mask_h": 264
}]
</instances>
